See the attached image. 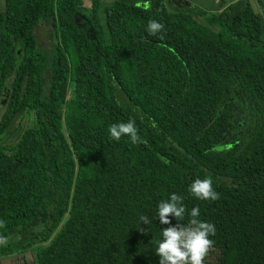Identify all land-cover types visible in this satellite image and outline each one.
<instances>
[{"label": "trees", "instance_id": "16d2710c", "mask_svg": "<svg viewBox=\"0 0 264 264\" xmlns=\"http://www.w3.org/2000/svg\"><path fill=\"white\" fill-rule=\"evenodd\" d=\"M219 1L207 13L183 0L147 10L110 0L99 13V0H2L0 138L27 122L0 145V258L159 264L162 230L187 226L198 207L216 229L215 264H264L261 22L250 0ZM151 20L165 31L149 35ZM130 120L145 143L110 137ZM206 177L216 201L189 190ZM173 193L184 219L162 225L158 204Z\"/></svg>", "mask_w": 264, "mask_h": 264}, {"label": "clouds", "instance_id": "9594fccd", "mask_svg": "<svg viewBox=\"0 0 264 264\" xmlns=\"http://www.w3.org/2000/svg\"><path fill=\"white\" fill-rule=\"evenodd\" d=\"M137 7H144L146 10L151 7L150 0H142L137 3ZM147 31L149 35L155 36L165 31L164 25L151 20L148 23ZM163 39V36L160 37ZM110 137L119 141L122 136H127L133 145L145 143L137 134L135 121L127 123L113 124L109 128ZM190 192L194 197L201 200L216 201L219 193L213 190V181L210 177L196 179L190 185ZM183 197L178 194H171L168 200H162L158 204L157 217L162 225H169V217L172 216L176 221H183L186 208L182 203ZM191 219L188 225L177 223L162 230V240L157 241L156 255L159 257V264H203L204 258L209 249L213 247L214 241L209 239L215 235V226L208 222L198 219L200 210L193 207L189 213ZM140 221L149 224L147 216H140ZM4 222L0 221V227H4ZM7 238L0 236V245H6Z\"/></svg>", "mask_w": 264, "mask_h": 264}, {"label": "rangeland", "instance_id": "374dc122", "mask_svg": "<svg viewBox=\"0 0 264 264\" xmlns=\"http://www.w3.org/2000/svg\"><path fill=\"white\" fill-rule=\"evenodd\" d=\"M110 0H99V13H100V9L102 7V5L109 3ZM251 3L253 4V8L254 10L260 15V18L262 19L261 21V26H262V34L261 37L264 40V0H262V5L261 6H256L254 1L255 0H250ZM83 5L84 6H89L90 4V0H82ZM187 2V1H185ZM189 4H192L200 9H202L203 11L209 13L208 11L204 10L203 8H201L198 5H195L193 3L188 2ZM2 4V0H0V6ZM47 34H48V29L43 26V25H37V27L35 28V37L37 40V43L40 47L46 48L48 47V45H50V42L47 40ZM261 39V38H260ZM70 98V91L69 89L66 92L65 95V100L67 101ZM2 111V106L0 105V113ZM62 112L65 113L66 112V107L63 106ZM19 122V121H18ZM18 122L13 123V125L10 127V129L8 130V132L6 134H4L1 138H0V145H11L15 138L17 133L19 132L20 128L23 127L25 125V123L27 122L26 120H23L21 123ZM29 124V121H28ZM215 257H216V253L212 252V251H208L207 255L204 258V262L203 264H215ZM31 259V256L29 253L25 254H19L18 256L14 255L11 257H1L0 258V264H35Z\"/></svg>", "mask_w": 264, "mask_h": 264}, {"label": "crops", "instance_id": "0c3cea01", "mask_svg": "<svg viewBox=\"0 0 264 264\" xmlns=\"http://www.w3.org/2000/svg\"><path fill=\"white\" fill-rule=\"evenodd\" d=\"M183 1H187V2L193 3L195 5H198L201 8H203L204 10L208 11L209 13L218 12L219 5H220V1L219 0H183ZM232 1H234V0H223V2L225 4H228V3L232 2ZM259 17H260V15H259ZM261 21H262V19L260 18V22ZM261 34H262V26H261ZM260 38H261V40H263L261 35H260ZM8 257H11V256H8Z\"/></svg>", "mask_w": 264, "mask_h": 264}, {"label": "water", "instance_id": "95a60500", "mask_svg": "<svg viewBox=\"0 0 264 264\" xmlns=\"http://www.w3.org/2000/svg\"><path fill=\"white\" fill-rule=\"evenodd\" d=\"M184 5H185V6H188L189 3L184 1ZM24 86H25V84L23 85L22 89H24Z\"/></svg>", "mask_w": 264, "mask_h": 264}, {"label": "flooded vegetation", "instance_id": "af4514ba", "mask_svg": "<svg viewBox=\"0 0 264 264\" xmlns=\"http://www.w3.org/2000/svg\"><path fill=\"white\" fill-rule=\"evenodd\" d=\"M3 96L5 97V94H3ZM3 100V99H2ZM4 101V100H3Z\"/></svg>", "mask_w": 264, "mask_h": 264}]
</instances>
